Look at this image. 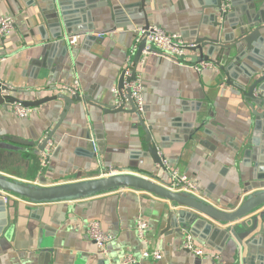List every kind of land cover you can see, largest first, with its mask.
I'll list each match as a JSON object with an SVG mask.
<instances>
[{
    "label": "crops",
    "instance_id": "obj_1",
    "mask_svg": "<svg viewBox=\"0 0 264 264\" xmlns=\"http://www.w3.org/2000/svg\"><path fill=\"white\" fill-rule=\"evenodd\" d=\"M82 1L67 0L68 11L75 19L84 13ZM207 3L208 0H146V10L150 23L195 41L197 33L202 36L216 31L201 24L204 18L213 21L214 10ZM134 11L139 14V7H134ZM38 12L37 0H0V15L15 17L13 32L0 42V79L16 88L12 94L27 101L58 93L70 95L61 91L62 85L72 86L79 81L83 97L112 104L115 98L112 90L119 87L126 58L131 55L134 60L135 57L137 49L132 53L134 29L144 26L145 20L137 17L131 25L120 27L127 22L113 21L108 7L93 8L90 22L94 30L90 33L94 38L85 36L72 47L71 57L64 53L65 44L57 46L53 39L42 38L38 27L43 21H38ZM224 31L232 30L226 25ZM103 32L106 33L99 36ZM195 54L199 52L188 55ZM217 58L215 52L212 59ZM227 61L225 54L220 65H227ZM211 62L219 69L197 70L196 58L187 56L180 62L153 52L143 55L136 68L143 77V118L151 127L167 168H179L196 178L206 202L231 210L246 196L245 178L241 179L239 172L251 175L259 163L254 158L264 157V133L255 146L257 151L246 160L244 151L254 147L249 141L254 123L244 92L236 85L242 78L230 79L228 83V76L220 65L215 60ZM64 107L62 99L48 101L33 106L32 114L20 118L11 104L7 108L0 106V173L39 185L106 176L110 169L150 173L162 182L169 179L168 170L144 155L147 135L135 113L106 112L83 100L72 104L56 129ZM126 108L130 110L131 105L127 103ZM54 129L53 154L46 167L41 165L37 144L7 139L18 137L38 142ZM88 135L94 144L93 150L88 148ZM8 198L9 223L0 236V264H115L129 253L137 257L135 264L241 262L232 241L217 250L193 235L205 255L199 257L186 249L184 237L191 230L180 232L170 224L166 220V207L172 209V205L146 191L117 189L84 200L45 204H35L16 194ZM256 214L242 219L246 225L238 230L249 229L248 221ZM140 218L149 223L144 241L137 231ZM90 221H99L113 236L106 255L88 235ZM146 247L159 250L162 257H142ZM244 247L242 255L245 256L249 250L247 245ZM251 252L257 257L262 255L264 264V240L256 243ZM255 256L254 262L258 264Z\"/></svg>",
    "mask_w": 264,
    "mask_h": 264
},
{
    "label": "water",
    "instance_id": "obj_2",
    "mask_svg": "<svg viewBox=\"0 0 264 264\" xmlns=\"http://www.w3.org/2000/svg\"><path fill=\"white\" fill-rule=\"evenodd\" d=\"M115 1L84 0L82 1V12L84 13L81 17L78 16L75 19L68 11L67 0H37L39 8L37 19L43 21L38 29L43 39H53L57 42L55 43L57 46L65 44V55L68 54L72 57L73 48L65 42L64 34L67 36L82 32L86 34L87 39H93L94 37L90 33L94 30V26L90 22L93 18L91 14L93 8L108 7L113 21L117 23L120 20L127 22L126 25H120V27L131 25L132 20L137 17L145 20V26L150 25L146 0L130 4H116ZM226 1L208 0V6L214 10L211 15L213 21L208 22L204 18L201 24L216 28V31L202 36L197 33L194 41L196 46L190 50L191 52H199V55H188V57L196 58L197 63L215 60L220 65L223 55L226 54L228 58L227 65H220V67L221 71H224L228 76V83H230V79L242 78L241 82L236 83V85L244 92L245 99L252 111L254 123L253 137L249 140L254 147L244 151L247 160L252 152L257 151L255 146L259 145L260 135L262 136L264 133V0H244L245 4H241L240 0H229L232 6L230 11L224 10L222 7ZM41 4L44 6L42 7ZM134 7H139V14L133 12ZM126 14L128 17H125ZM226 25L232 31L225 32ZM144 48L145 42L143 41L137 47L134 57V70L132 76L127 80L135 78L136 64L140 62ZM215 52L218 53V58L212 59ZM124 83L125 76L122 74L118 87L119 96L127 97L129 105H131L130 110L126 108V104L116 107L115 98L112 104H104L94 101L90 97H83L81 93L74 95L58 93L37 101L22 100L11 94L0 97V106L7 108L8 105L20 101L25 106L33 107L48 101L62 99L65 102V107L56 129L61 125L72 104L83 100L87 104L97 105L106 112L129 111L135 113L139 119V126L144 128L147 135L148 147L144 151V155L151 157L155 164L166 169L163 165L164 157L160 154L159 144L152 136L151 127L146 125L143 113L136 109L131 98V90H125ZM56 129L38 142L26 141L18 137H7V139L27 145L37 144L40 150H44L48 141L54 140ZM86 139L89 140L88 148L93 150L94 144L91 141V136L88 135ZM254 159L259 163L252 169L251 175H243L239 172V177L241 179L245 178L243 187L246 196L240 205L231 210L218 208L187 192L170 190L158 177L141 171H127L55 185H39L11 179L0 173V236L9 223L7 201L2 195L3 192L19 195L35 204H45L58 201L84 200L117 189H134L146 191L155 197L167 200L172 205V209L166 207V220L180 232L181 230H191L194 236L205 240L217 250H221L229 241H232L236 246L237 258H241L240 264H255V254H252L251 249L256 243L264 240V157H255ZM177 207L184 209L176 210ZM255 212H258V214L248 221V225H251V227L244 232L239 231L238 229L246 225L241 220ZM260 220H262V224H260ZM250 234H252L251 237L245 242V238ZM245 245H247L249 251L244 256L242 252ZM255 257L259 259L258 264H263L261 262L263 260L262 255Z\"/></svg>",
    "mask_w": 264,
    "mask_h": 264
},
{
    "label": "built area",
    "instance_id": "obj_3",
    "mask_svg": "<svg viewBox=\"0 0 264 264\" xmlns=\"http://www.w3.org/2000/svg\"><path fill=\"white\" fill-rule=\"evenodd\" d=\"M224 10H228L230 7L229 0H227L222 5ZM15 27V17L12 15H0V42L3 41L6 37H8ZM106 33V32H105ZM104 32L99 34V36H103ZM134 33L136 35L135 45L133 46L132 53L137 47L144 41L145 48L143 50V55H148L150 53H159L171 59H175L177 61H184L188 56L189 52H191V48L195 47L196 44L194 41L187 40L182 33L180 32H169L164 28L160 27L157 24L150 23L148 26H139L134 29ZM86 36L84 33H74L71 35H67L64 37L65 42L68 43L70 47L77 46L81 40ZM135 62L131 55L127 56L125 65L123 67L122 74L125 76L124 88L131 90V98L135 104L136 109L139 112L144 111L145 101H144V85H143V77L140 73L136 72V76L134 79L127 80L132 76L134 70ZM197 70L202 69H213L218 70L219 67L211 61H202L198 62L195 65ZM15 87L2 81L0 79V97H5L11 95L15 91ZM62 92H67L70 95H74L81 92V86L79 81H76L74 85H62ZM115 95V105L116 107H120L124 104L129 103L127 97L119 96V89L113 88L112 90ZM125 92V91H124ZM14 113L20 117L25 118L33 113V108L30 106H25L22 102H14L11 104ZM54 149V143L52 140H49L44 150H41L40 154L42 157V167H46L49 164V161L52 157ZM163 165L166 167L169 173V179L164 181L163 183L170 190L177 192H187L190 193L200 199L205 200L202 195L200 185L196 178L188 176L187 174L180 171L179 168H175L170 170L167 168L166 161L163 159ZM127 170H118V169H110L106 175L116 174V173H124ZM3 197L7 201L9 198V193L3 192ZM149 228V223L140 218L137 221V231L138 236L141 240L144 241L146 238V231ZM87 232L89 237L97 244L99 251L106 255L107 254V245L113 240V236L105 231L101 226L99 221H90L87 224ZM184 247L190 251H192L196 256L202 257L205 255V250L199 248L195 243V237L190 232H187L184 237ZM142 257L150 258L154 257L155 259H160L162 257L159 250H154L146 247L142 252ZM138 259L134 254L129 253L126 254L125 257L115 263V264H135Z\"/></svg>",
    "mask_w": 264,
    "mask_h": 264
}]
</instances>
